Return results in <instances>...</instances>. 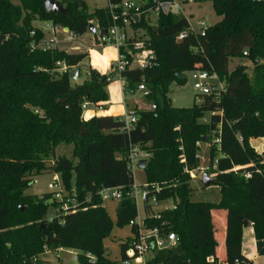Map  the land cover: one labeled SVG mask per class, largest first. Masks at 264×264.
Masks as SVG:
<instances>
[{
    "label": "trees",
    "instance_id": "16d2710c",
    "mask_svg": "<svg viewBox=\"0 0 264 264\" xmlns=\"http://www.w3.org/2000/svg\"><path fill=\"white\" fill-rule=\"evenodd\" d=\"M19 1L0 0V264H50L40 256L59 248L73 250L78 264H118L125 258L133 236L121 244L120 260L106 254L104 241L114 223L98 192L130 189L135 182L128 161L132 147L149 155L143 169L148 196L160 203L173 201L160 219L148 217L146 222L164 225L179 238L176 246L154 252L148 264H246L243 231L250 225L264 255V156L251 144L264 139V0H209L221 20L207 26L204 36L189 31L179 39L189 29L184 14H159L156 25L146 15L136 20L131 27L145 33L133 36L131 43L146 41L157 60L149 68H128L122 76L128 93L144 84L156 108H133L137 121L129 133L120 132L124 120L119 117H84V102L103 108L109 103L106 73L90 66L83 82L70 78L88 53L32 48L45 38L34 25L37 20L77 36L90 32L91 24L104 32L112 25L109 6L88 13L84 2L80 7L75 0H59L66 13H56L46 10L44 0ZM155 3L144 0L141 6L147 10ZM232 59L245 63L230 70ZM58 63L68 69L62 71ZM197 70L215 73L225 89L199 94L191 107L173 106L171 85L186 82L176 74ZM198 142L210 145L205 174L220 187L216 202L191 198L189 171L200 167ZM61 144L73 146L71 156L57 154ZM47 172L58 173L68 190L75 188L79 202L90 198L62 222L57 217L48 221L49 209L57 206L52 193H27L34 178ZM136 217L135 200L124 196L118 202L117 226H129Z\"/></svg>",
    "mask_w": 264,
    "mask_h": 264
},
{
    "label": "built area",
    "instance_id": "2783aa9c",
    "mask_svg": "<svg viewBox=\"0 0 264 264\" xmlns=\"http://www.w3.org/2000/svg\"><path fill=\"white\" fill-rule=\"evenodd\" d=\"M186 1V2H185ZM183 3H192V2H206L209 0H185ZM178 0L171 1H159L156 0L154 8L151 9H142V6H136L132 1L127 0L123 1L121 5H110L109 6V15L112 21V25L106 29V33L99 29L98 38L96 44L99 46H112L115 47L118 51L117 60L112 64L110 71L107 73L108 82L118 81L121 85L122 92L125 98V101L129 97H135L137 93L143 92L145 96L149 95L150 91L144 84L138 86L136 91L130 90L129 93L126 89V81L122 76V73L128 68H140L145 69L152 67L156 64L157 56L156 53L148 47V44L144 40H136L131 43V38L126 32V27L131 26L136 20H139L142 15H147L152 11H157L158 14H183V4ZM122 10L121 12L119 10ZM52 24V23H51ZM201 35L206 34L207 24L205 21L199 22ZM53 36L51 38H44L39 44L32 45V48H41V49H52L57 47L60 43V40L57 38V34L61 33L65 35L64 41L67 43H76L78 36L69 30H66L59 26L51 27ZM189 31L196 32L189 22V29L182 32L179 35V39H184L189 34ZM247 55V52L244 53ZM61 66V70L65 71L68 69L65 63H58ZM191 78L194 80V88L199 92V94H211L213 92L220 93L225 89V84L220 81L218 76L215 73L210 71H191ZM90 107H94L90 102H84L83 109L84 112L88 111ZM99 110H102L103 107H95ZM155 105H151L147 110L155 109ZM133 110V109H131ZM128 111L126 117L123 119V126L120 129V132L129 133L134 129L137 117L134 112ZM130 112V114H129ZM218 142V140H216ZM199 146L201 142L197 143ZM149 155L144 151L139 150L137 147H132L128 155L129 167L133 171L135 166L139 167V161L147 160ZM207 169V168H206ZM205 168L200 167L197 170L189 171L192 179H196L198 174L196 172L205 174ZM148 185L144 184L142 186L137 185L136 182L126 190L124 187H113V188H102L98 195L105 204L106 202H120L124 196L131 197L136 202L137 208V217L135 220L130 222V228H134L133 241L130 243L128 248L125 251V258L121 259L118 264H148L147 255L153 254L156 251H162L177 245L179 238L174 232H168L165 226H152L149 222H146V218L160 219V212H153V207L160 205V202L156 197H149L147 203L144 204L143 201V189ZM154 189L159 191L157 186H154ZM51 193L54 195V199L57 202L56 214L55 217L59 218V221L62 222L64 216L68 213L78 211L84 203H88L90 198H87L84 203L79 202L76 189L73 188L68 190L60 176L56 177L53 183L50 185ZM149 193V190H148ZM140 204L147 211H151L149 215L142 217L140 215L139 207ZM173 207V206H172ZM171 208V207H170ZM168 209V208H166ZM165 210V209H164ZM64 251H69L74 254L76 259L77 255L73 250H68L64 248H59L56 250L58 253ZM210 262H214V258L211 257L208 259ZM247 264V263H246Z\"/></svg>",
    "mask_w": 264,
    "mask_h": 264
},
{
    "label": "rangeland",
    "instance_id": "374dc122",
    "mask_svg": "<svg viewBox=\"0 0 264 264\" xmlns=\"http://www.w3.org/2000/svg\"><path fill=\"white\" fill-rule=\"evenodd\" d=\"M76 1V0H75ZM86 5V10L88 13H94L97 9L107 8L109 6L108 0H82ZM127 1V0H124ZM136 6L142 5L144 0H130ZM183 3L185 0H178ZM186 2V1H185ZM13 4H19V0H12ZM184 8L182 13L188 18L191 26L195 31H199L200 21H205L208 26L213 25L221 20L213 8L212 1L206 2H192L184 4ZM158 12L152 11L146 15L147 22L151 25H156L158 20ZM34 25L41 28L45 32V38H51V33L48 22L37 20L34 22ZM126 32L129 37H133L137 35L138 37L144 35L143 29L134 30L133 27L130 25L126 27ZM59 39L62 40L65 38V35L58 33ZM57 34V36H58ZM79 44L75 43H59L56 45L59 49H64L68 52H85L86 48L92 47V50L89 53V56L81 62L79 68L82 71L81 76L75 81L76 83H81L85 78V71L87 68L92 66L93 68L97 69L98 71L106 73L107 70L106 66V56L104 55V48L97 47L94 43V35L91 32H88L82 36H78ZM107 51H111L107 49ZM181 52H177L178 60L180 61ZM109 56V55H108ZM244 59H232L229 64L230 70H232L238 64H244ZM248 72L250 76L253 75V66L252 64L248 63ZM186 75L188 79L182 85L177 83H173L170 87L169 97L171 99V103L173 106L176 107H191L196 100H199V92L194 88V80L190 76V71H186ZM107 92L109 94V103L107 104V109H111L114 113H118V116L121 119L125 118L127 114L124 113L123 110V102L120 93L119 83L118 82H110L107 87ZM128 103H132L134 101L138 102L137 109L139 110H147L152 105L151 102L147 99V96L143 92H139L136 94L135 97H129ZM135 108V107H134ZM105 109V110H107ZM89 111L84 112V117L86 118ZM210 114L206 115V121H209ZM73 146L61 144L57 147L56 152L57 154H66L71 156L72 155ZM198 156L200 159V167L209 168L210 167V145L209 143L203 142L201 143ZM199 167V168H200ZM134 179L137 185H144L146 183V177L143 169L139 168L137 165L133 170ZM198 177L193 179L192 187H193V194H192V201L194 202H201V201H211L216 202L220 199V187L215 184H211L209 186H204L203 184V175L199 172H196ZM60 176L58 173L54 172H47L42 175L36 176L34 178L31 187L27 190L28 194L35 195V196H42L45 194L51 193L50 185L53 183L56 177ZM105 207L107 208L108 214L110 215L113 223L114 228L112 230V234L110 237L105 239L104 246L106 249V254L112 260H120L122 258V251H121V244L127 239V237L133 236L130 226L126 227H119L117 226V207L118 202H106ZM173 206L172 200H167L161 202L159 206L153 207V212H158L164 210L166 208H170ZM140 215L145 217L150 214L151 211H147L144 209L142 204L139 207ZM56 214L55 207H51L48 211L49 217ZM49 253V254H46ZM153 254H148L147 259L150 260ZM43 261L49 262L50 264H78V261L74 254L70 253L69 251H64L62 253H58L56 251H46L43 255L40 256Z\"/></svg>",
    "mask_w": 264,
    "mask_h": 264
},
{
    "label": "crops",
    "instance_id": "0c3cea01",
    "mask_svg": "<svg viewBox=\"0 0 264 264\" xmlns=\"http://www.w3.org/2000/svg\"><path fill=\"white\" fill-rule=\"evenodd\" d=\"M184 4H186V3L182 4L183 8L185 6ZM109 6H110V4H109ZM48 24H49L48 28L50 29V33H51V37H52L53 36L52 30H51L52 24L49 23V22H48ZM98 34H99L98 30H97V33L93 34L94 35V41L92 42V45L95 44L97 47H103V46H99V45L96 44V40L98 38ZM135 37H137V35H135ZM57 38L59 39V34H58ZM130 38L132 39L133 37L131 36ZM64 39L65 38H63L62 40H60V39L59 40H60L61 43L66 44L67 42H65ZM75 44H79V41L77 40V42ZM103 48H104V55L106 56L107 70H105V71H106V74H107L110 71V68H111L112 64L117 60L118 51H117V49L115 47H112V46H106V47H103ZM107 49H110L111 51H107ZM91 50H92V47L88 46L86 48L85 53L89 54ZM102 73H104V72H102ZM85 74H86V71H85ZM85 78H86V75H85ZM114 82H118V81H114ZM119 88H120V93H121L122 102H123V106H124L123 110H124V113L127 114L129 110L133 109L134 107H138V105H137L138 102L134 101L132 103H128V100L125 101V98H124L120 83H119ZM105 109H107V108H103L102 110H99V109H97L95 107H90L89 110H88L89 111L88 112L89 115L86 116V119L90 118L93 115H100V116L110 115V116H114V117L118 116V113H116V112L114 113L113 110H111V109L105 110ZM251 144L259 153L263 154V156H264V139H262V138L253 139L251 141ZM210 177L213 178V176H210ZM220 215H221V217L223 219L225 213H221ZM224 238H225V233H223L221 235L222 246H223V243H224ZM242 251H243V255L245 256V258L248 261L247 264H264V255H260L259 252H258L257 243H256V239H255L254 228L251 225L246 227V228H244V231H243V242H242ZM46 254H49V253H46Z\"/></svg>",
    "mask_w": 264,
    "mask_h": 264
},
{
    "label": "water",
    "instance_id": "95a60500",
    "mask_svg": "<svg viewBox=\"0 0 264 264\" xmlns=\"http://www.w3.org/2000/svg\"><path fill=\"white\" fill-rule=\"evenodd\" d=\"M77 4L82 7L83 6V1L82 0H76ZM44 4H45V8L48 12H56V13H66V9L65 7L61 4V2L59 0H44ZM90 32L95 34L97 33V27L94 24L90 25ZM68 30V29H66ZM107 31L105 30L104 33H106ZM80 75V68H74L71 72H70V78L72 81H76L78 79ZM178 79L181 80H187L188 76L186 75V73L184 72H179L176 74ZM82 134H88V130L87 129H83L82 130ZM147 160H141L139 161V168L144 169L146 166ZM203 184L204 186H209L211 184H214V179L211 178L208 174H204L203 177ZM148 200V189L147 187H144L143 189V201L144 204L147 203ZM55 219V215H52L49 217L48 221H53Z\"/></svg>",
    "mask_w": 264,
    "mask_h": 264
}]
</instances>
